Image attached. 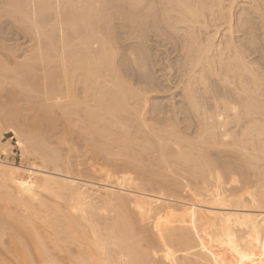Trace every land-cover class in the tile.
Here are the masks:
<instances>
[{
  "label": "bare ground",
  "instance_id": "bare-ground-1",
  "mask_svg": "<svg viewBox=\"0 0 264 264\" xmlns=\"http://www.w3.org/2000/svg\"><path fill=\"white\" fill-rule=\"evenodd\" d=\"M9 4L49 66L41 97L35 56L14 70L0 63V88L13 73L7 97L19 90L48 123L29 110L39 117L29 125L16 97L0 98V242L15 264H36L24 232L41 264H64L62 251L70 264H264V0ZM151 41L175 69L179 101L147 107ZM9 123L26 162L10 160ZM73 134L83 148L67 145ZM152 153L146 178L159 191L135 183Z\"/></svg>",
  "mask_w": 264,
  "mask_h": 264
},
{
  "label": "rangeland",
  "instance_id": "rangeland-1",
  "mask_svg": "<svg viewBox=\"0 0 264 264\" xmlns=\"http://www.w3.org/2000/svg\"><path fill=\"white\" fill-rule=\"evenodd\" d=\"M11 1L12 0H0V63L2 61V63H4L3 65L1 63L2 66H5V64H6V65H8L6 67H8V68L11 67L12 70H14V69H16V66H17V64L19 62H21V61L23 62L24 61L23 63H28V62H30V58L35 56L38 59V63H39V65H38V71H37V73H39V76H40L39 81H40V84H41V93H39V96L41 95V97H43L44 96V92L48 89V83H49L48 78L46 77V75H48L49 66H48V64L46 62H43V56L45 55V50H43L41 48L38 40L35 38V33L29 31L26 28V26L23 23H21V21H19L17 19L16 20L14 19L15 18L14 11L9 6L10 5L9 3H11ZM11 11H13V13ZM150 45H152V48H153L152 50H154L153 51L154 52L153 59H155L154 60V64L155 65L153 67V70L156 71L155 75L157 76L158 81H157L156 85L151 90L149 89V92H147V94H146L147 95L146 98L150 100V101L148 100L149 102L147 103V105H148L147 107H151L152 106V103L155 100H158V99H162V100H164V99L169 100L170 99L171 101L174 99L173 101H175L176 99L179 98V92H180L178 87H174L176 85V83H175V76H176L175 69L172 66H169L168 65L169 62H168V59L166 58L167 57V52L163 49L164 47L162 46L160 48V50L158 51L156 49L157 48L156 47L157 46L156 43H154V42L151 41L150 42ZM43 52H44V54H43ZM162 52H164V53H162ZM12 74L13 73H10V74L7 73L6 76H5L6 77L5 80H4V77L2 79L3 80L2 81V84H4L5 86L3 88L2 87L0 88L1 89L0 98L2 99V101L0 100L1 103L2 102L5 103V101H3V100H6V99L11 98L10 97L11 94L9 95V98H8L7 97V93H8V91H12V89H13L11 87V85L13 83H9L12 80ZM9 76H10V78H9ZM169 78H170V80H169ZM6 79L7 80L8 79L9 80L11 79V80L9 82H7ZM4 81H6V84H5ZM142 86H146V85H144L143 83L142 84L135 83V85L133 86V88H135L136 90L138 88V90H140L139 88H141ZM142 88H141V90H142ZM147 88H149V87H147ZM16 90L13 91V93H12V94H15L14 95V99L11 98V99H13L12 101L15 102V104H16V101H17L18 105H20L23 110L21 109V107H20V109L24 113L27 112V110H28V113L29 114L26 113V114H24V116L27 115L26 117H30L31 119L25 117L26 119H29V120L34 119L37 116V115L34 116V114L38 113L37 112L38 110L36 109L37 110L36 111L34 109V107H33V110H32V107L30 106V104L29 105H26L28 103L27 102L24 103V100H25L24 99V95L22 94L21 95L22 97H20V93L21 92L19 90H17V92H16ZM18 93H19V97H17L18 95L16 96V94H18ZM15 97L17 99L16 101H14L15 100ZM12 101H10V99H9L8 100V103L10 104V102H12ZM178 101H179V99H178ZM6 102H7V100H6ZM1 103H0V108L1 107L3 108V104L4 103L2 105H1ZM18 105H15V106L17 107ZM6 106H8V105L6 104ZM28 106L31 107V109H28ZM5 107L3 108V111H4ZM18 108H19V106H18ZM29 110H31L32 113L35 110L34 111V114H32L31 112H29ZM3 111H2V109H0V116L3 115ZM150 112H148V116L153 119V113L151 114ZM38 115H40L41 121H43L44 119H46L45 117H44V119L42 118L43 115L41 114V112H39ZM146 116H147V114H146ZM149 117H148V120H149ZM2 118H3V116H2ZM36 118H39V117H36ZM0 119H1V117H0ZM152 119H150L147 122H150V123L153 122L154 123V119L153 120ZM29 120L27 122L30 125V124H32L33 120L31 122H29ZM2 121L3 120L1 119V122ZM37 122H39L40 125H41V122L40 121H37ZM39 123H38V125H39ZM43 123H44V125H43ZM14 124L16 125V123H14ZM14 124L9 123V124L6 125L7 128L5 127L6 129L5 128L3 129V131L5 130L6 132L5 131L2 132L3 133V136L2 137H4V141H6L9 138L11 140V144L13 146L14 152L10 156V160H12V161H14L16 163L26 162V159H25V157L22 156V153H21L22 151H20L21 149L19 148V146H18V144L16 142L17 141V137L14 136V133H12L10 131V129H13ZM47 125H48V123L45 122V121H43L42 122V125H41L43 127L41 129L43 130V128H44L46 130ZM17 126H19V125H16V127H15L16 129H17ZM45 126H46V128H45ZM32 127H33V125H32ZM18 128H20V127H18ZM62 128H63V124H59L58 127H55L52 130L51 129H48L49 131L47 132L46 137H47L48 143L52 147H54L56 145V139H57V137L60 136V135H62V131H61ZM73 135H74V137L71 136L72 138H69V143H67V145H74L75 143H78L79 142L78 144H75L76 146H74V147L80 148V149L83 148V147H81V145H82V143L80 142L81 140L78 139V134H73ZM189 136L192 137L193 135H189ZM79 144H81V145H79ZM67 152H68L67 151V146L63 147V154H67ZM149 156H151V157L149 158ZM149 156L143 155V158H144L143 159V162L146 160L144 162L145 165H146V167H147L146 170L149 171V172L151 171V172L149 173V172H147L145 170V174L146 175H142V174H138V175L137 174H134V175H136V177H137L135 183H138L141 186L140 187L137 184V186H139V188H142L143 187L145 189L147 188V190H149L148 188H150L152 190L153 188H158L157 187L158 185H156V187H155V184H153V186H152V184L149 183L151 185H148V180H147L146 176L148 174L150 176H151V174L153 175L154 172H152V170L154 171V169H158L157 165H155L154 163H156V164L159 163L158 162L159 159H156V157H157L156 153H155V156H154L153 153H152V155H149ZM100 161L103 162L102 159H100ZM151 168H152V170H151ZM173 168H176V165H174ZM181 174L180 175H181V177H183V179L187 177V179L190 178L192 180V177L191 176H187L185 173H184L185 176L183 175V173H181ZM176 176H179V175H175V177ZM143 177L146 178V179H144ZM170 177L172 178L174 176H170ZM183 179H182V182H183ZM187 179H184L185 180L184 182H188V181L192 182L190 179H188V181H186ZM146 180H147V182H145ZM242 182L243 181H241L240 183H242ZM150 186H152V188ZM155 190L156 191H159V188L158 189H155ZM2 191L3 190H0V192H2ZM163 191H164V189H163ZM165 192H166V190H165ZM50 199H51L50 197H46V200L51 203V200ZM95 203H96L95 205L97 207H99V212L100 213L103 212L105 214L106 213L109 214L108 212H110V215L114 214V210H113L114 208L112 207V203L108 205L107 202H104L102 200H99L98 202L95 201ZM113 206H114V204H113ZM115 208H117V207H115ZM104 211H107V212H104ZM23 213L26 214L25 212H23ZM103 213H102V215H103ZM13 226H15V224ZM13 228L15 229V227H13ZM21 236H22V239L25 242V244L28 246V248L33 253L34 259L36 260V264H41L38 256L36 255V253L34 251V246H33L32 242H31L28 234L24 232L23 234H21ZM69 249L71 251H73V249H75V248L74 247H71ZM74 251H76V250H74ZM74 251L73 252H70L69 251V252L71 254L72 253H76ZM65 253L66 252L63 253V251H62L57 256H58V258L60 257V259H62V261H65L64 264H70V263H68V261H69L68 260V256ZM0 254L7 259V262L5 264H15V260H14L13 254L11 252H9L6 249V247H4L3 244L1 245V242H0Z\"/></svg>",
  "mask_w": 264,
  "mask_h": 264
}]
</instances>
